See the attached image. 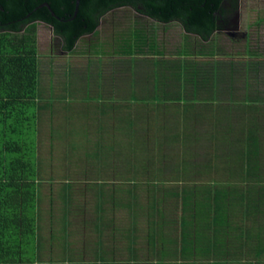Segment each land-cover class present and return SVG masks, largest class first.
<instances>
[{
  "label": "crops",
  "instance_id": "obj_1",
  "mask_svg": "<svg viewBox=\"0 0 264 264\" xmlns=\"http://www.w3.org/2000/svg\"><path fill=\"white\" fill-rule=\"evenodd\" d=\"M106 17L80 50L59 40L45 53L55 84L71 75L70 92L97 104L87 118L93 136L119 149V159L86 166L114 171L106 178L119 183L118 208L109 185L87 193L88 240L60 246L62 263L264 264V49L250 45L255 18L243 35H203L127 7ZM135 18L152 39L127 48ZM36 104L50 120L48 103ZM132 152L151 155L127 158Z\"/></svg>",
  "mask_w": 264,
  "mask_h": 264
},
{
  "label": "trees",
  "instance_id": "obj_2",
  "mask_svg": "<svg viewBox=\"0 0 264 264\" xmlns=\"http://www.w3.org/2000/svg\"><path fill=\"white\" fill-rule=\"evenodd\" d=\"M219 2L78 0L74 10L75 0H0V264H33L38 252L36 162L28 150L36 146V22L49 25L63 50L75 52L77 42L111 10L131 8L162 23L175 18L185 29L207 35ZM134 22L138 27H128L127 48L150 45L146 22Z\"/></svg>",
  "mask_w": 264,
  "mask_h": 264
},
{
  "label": "rangeland",
  "instance_id": "obj_3",
  "mask_svg": "<svg viewBox=\"0 0 264 264\" xmlns=\"http://www.w3.org/2000/svg\"><path fill=\"white\" fill-rule=\"evenodd\" d=\"M245 1L246 3L243 2L244 4H240L238 8L240 25H243L246 21L248 23L252 22L257 15L260 16L255 19V23L259 22V19H263L261 22L264 21V15H261L264 14V0ZM246 6L254 8L250 9ZM138 17L141 16L138 15ZM38 24H40L36 27V32L38 29V73L34 102L44 101L45 105L48 103V109H50L52 116L50 120L52 121L47 120L46 118L49 116L42 115L41 108L37 106L39 112H37L35 123V151L28 147L31 157L36 162V174L34 176L36 181L33 183L37 190L36 202L37 207H39L35 220L39 250L33 264H63L64 259L61 253L67 251V249L62 251L60 246L88 240L86 216L89 204L86 202V194H89L92 190L102 192L109 185L111 207L118 208L119 183L113 184L114 181H112L107 184L108 177L106 178L108 171L111 173L114 171L103 170L101 167L87 169L86 166L94 162L95 164L98 163L96 166L99 167V164L107 163L113 157L119 159L117 152L119 149L116 147L117 149L114 150L110 146L112 144L109 143L112 142L113 138L93 136L95 121L87 118L95 114L91 108L97 109V104L92 105L89 102L90 105L87 102L88 98H82V95H78V92L75 95L73 94L74 91L70 92L68 86L71 75L63 79L61 84L60 79L57 80L58 84H55L54 60L47 58L45 53H47L50 40L55 45L52 50L58 51L57 43L59 39L52 34L49 26L45 25L43 27L42 23ZM252 24L248 29L250 45L263 50L264 27ZM176 29V27L172 28L170 32L174 33ZM110 44H107V47H110ZM240 44L239 41L237 46H241ZM116 45L114 43L115 47H117ZM61 86L67 89H62ZM34 102L32 108L35 105ZM56 106L59 107V111H56L58 108ZM129 139L127 138L125 146H120L121 150L124 149L126 152L132 148V146H128ZM125 155L127 158L131 157L139 160L143 155L150 156L151 154H135L132 152ZM106 201L109 204L108 200ZM40 261L43 262L39 263Z\"/></svg>",
  "mask_w": 264,
  "mask_h": 264
},
{
  "label": "flooded vegetation",
  "instance_id": "obj_4",
  "mask_svg": "<svg viewBox=\"0 0 264 264\" xmlns=\"http://www.w3.org/2000/svg\"><path fill=\"white\" fill-rule=\"evenodd\" d=\"M243 2L246 3L245 0H220L218 7L212 12V29L209 33L223 31L230 35H243L244 27L240 25L238 20V8L240 4H244ZM258 16L260 15L255 16V19H257ZM168 22L179 24L178 19L175 18L170 19ZM260 22L261 19H259V22H253L252 25H258ZM187 32L191 33L192 31L189 28Z\"/></svg>",
  "mask_w": 264,
  "mask_h": 264
},
{
  "label": "water",
  "instance_id": "obj_5",
  "mask_svg": "<svg viewBox=\"0 0 264 264\" xmlns=\"http://www.w3.org/2000/svg\"><path fill=\"white\" fill-rule=\"evenodd\" d=\"M77 3H78V0H75V3H74V10L76 9Z\"/></svg>",
  "mask_w": 264,
  "mask_h": 264
}]
</instances>
